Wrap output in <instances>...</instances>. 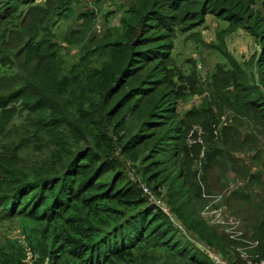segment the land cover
<instances>
[{
    "label": "trees",
    "instance_id": "obj_1",
    "mask_svg": "<svg viewBox=\"0 0 264 264\" xmlns=\"http://www.w3.org/2000/svg\"><path fill=\"white\" fill-rule=\"evenodd\" d=\"M78 2L0 0V223L18 220L23 234L0 244V264H214L199 245L241 261L238 249L249 244L211 226L201 209L213 170L233 171L249 189L264 183V149L255 174L237 157L254 149L240 134L246 124L264 135V0H134L119 30L100 39L91 27L98 14L83 4V24L65 37L77 60L67 62L59 24H70ZM209 16L221 23L216 44L200 37ZM240 30L258 46L244 64L226 48ZM180 37L228 65L203 83L191 58L187 74L176 64ZM25 117L30 132L8 143ZM196 127L203 143L191 145ZM36 151L43 158L25 165ZM129 163L170 214L149 204ZM239 199L255 224L244 238L258 243L247 253L263 258L264 198L237 190L227 202Z\"/></svg>",
    "mask_w": 264,
    "mask_h": 264
},
{
    "label": "rangeland",
    "instance_id": "obj_2",
    "mask_svg": "<svg viewBox=\"0 0 264 264\" xmlns=\"http://www.w3.org/2000/svg\"><path fill=\"white\" fill-rule=\"evenodd\" d=\"M134 2V0H80V2L73 5V10L71 12V20L70 24L65 22L64 24H59L58 34L60 36L59 40H57L60 44H62V56L64 60L68 62L71 58L75 62L77 59L74 58V54L77 51H72V46H67L65 37H67V33L72 30H78L79 26L83 24V20H78L80 10L83 8V4L87 6L86 9L94 10L97 12V16L99 18V22L97 24L96 21L91 27H95V32L97 33L98 39L103 37L105 32L108 29H116L119 30L121 26L122 13L129 8V6ZM74 20V21H73ZM220 22L214 17L209 16L207 18L206 24L199 29L201 32V38L204 40L205 44H216L217 38L216 33L218 29H220ZM226 48L227 50L233 54V56L241 63L249 62L253 55L257 52L258 46H256L253 38L248 36L244 31L240 30L235 34L229 36L226 40ZM256 51V52H255ZM174 55L176 58V64L180 66L184 72L187 74L192 72V69L195 67L194 63L187 64L186 60L191 59L196 62L197 71L202 76L203 83L206 82L207 73L213 71L217 66H221V64L228 63L223 61L221 57L217 55L213 50H209L203 43L198 42V39L192 37H180L177 39L176 49ZM105 57V56H104ZM103 61V58L100 59V63ZM244 64V63H243ZM202 100V97L190 99L188 103L182 104L179 107V111L182 112L184 110H189L191 107L199 104ZM195 105H192V104ZM228 116L233 117V115L228 114ZM19 123L11 132V136L8 140V143L11 141H18L21 137L28 131L30 132V128L32 126V122L30 120L18 119ZM26 133V134H28ZM240 134L243 137H246L248 134L251 135V147L254 146V149H247L241 151L237 154V157L243 164H247L248 166H252V173L257 172L256 166H253V158L257 151H262L264 149V135L254 127L250 125H245V127L240 131ZM48 150V149H47ZM47 150L44 152L47 156ZM32 146L25 152L26 157L32 153ZM43 158L41 152L36 151V155L31 161L25 160V165L31 166L30 164L33 160ZM207 186L209 190L207 192L211 197H207L206 199L210 200L207 206L212 207H223L222 215L228 216L231 220H238L241 223V228L247 235L249 239H251L252 234L254 232V221L251 218V214L248 209V205L245 201L241 199L235 200L231 202H227V198L231 193L236 192L237 190H246L247 192H252L253 200L255 203L260 202L262 198H264V183L262 185L256 186L253 190L247 188V183L242 179H239L235 173L231 170L228 172H224L222 169L213 170L210 175V180L207 182ZM207 189V188H206ZM250 191H248V190ZM215 198H218L215 200ZM218 204V205H217ZM206 206V207H207ZM203 209L201 216L206 209ZM203 217V216H202ZM7 240H23L22 229L20 227L18 220L13 221H5L4 223H0V244L6 242ZM228 260V259H227ZM229 261V260H228Z\"/></svg>",
    "mask_w": 264,
    "mask_h": 264
},
{
    "label": "built area",
    "instance_id": "obj_3",
    "mask_svg": "<svg viewBox=\"0 0 264 264\" xmlns=\"http://www.w3.org/2000/svg\"><path fill=\"white\" fill-rule=\"evenodd\" d=\"M197 134V138H194L192 135ZM202 130L198 127L194 128L189 136V143L191 145L195 144H202V138H201ZM126 169L128 172L129 178L135 183L138 184L142 195L148 200L150 205L157 206L158 208L162 209L167 214H170V210L166 207L165 203L159 199L153 191L146 185V182L144 181L142 175L138 172V169L135 167V165H132L129 163L126 165ZM204 198L211 197L207 195H203ZM218 198H215V200ZM223 207H212L207 206L204 210L202 216L204 219H206L211 226H217L222 231L227 233L232 240H236L239 242L247 243L249 244L247 247H242L241 249H238V252H240L241 261L230 263L222 253L213 250L209 247H205L204 245H199L201 247L202 251L205 252V254L210 258V260L214 264H264V257L263 258H253L248 253L247 250L250 247L257 246V242H250L244 238V232L241 230V223L235 219L231 220L228 218V216L222 215V209Z\"/></svg>",
    "mask_w": 264,
    "mask_h": 264
},
{
    "label": "crops",
    "instance_id": "obj_4",
    "mask_svg": "<svg viewBox=\"0 0 264 264\" xmlns=\"http://www.w3.org/2000/svg\"><path fill=\"white\" fill-rule=\"evenodd\" d=\"M192 105H195L194 103Z\"/></svg>",
    "mask_w": 264,
    "mask_h": 264
}]
</instances>
